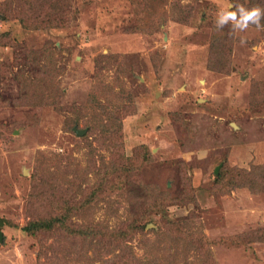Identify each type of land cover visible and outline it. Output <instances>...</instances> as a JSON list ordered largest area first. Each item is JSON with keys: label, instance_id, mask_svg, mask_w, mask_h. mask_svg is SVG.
<instances>
[{"label": "rangeland", "instance_id": "rangeland-1", "mask_svg": "<svg viewBox=\"0 0 264 264\" xmlns=\"http://www.w3.org/2000/svg\"><path fill=\"white\" fill-rule=\"evenodd\" d=\"M43 5L0 0L12 41L0 44V264H264V171L255 190L216 176L264 165V17L243 31L216 24L229 5L264 0H60L65 22L24 28L22 17L52 19ZM88 110L120 126L112 150L100 126L79 138ZM109 161L135 169L73 214L74 231H26L55 197L83 198ZM177 219L209 252L168 232ZM134 223L144 229L126 243L77 231Z\"/></svg>", "mask_w": 264, "mask_h": 264}, {"label": "trees", "instance_id": "trees-1", "mask_svg": "<svg viewBox=\"0 0 264 264\" xmlns=\"http://www.w3.org/2000/svg\"><path fill=\"white\" fill-rule=\"evenodd\" d=\"M44 3L43 7L45 10H47L49 13L50 10H54L52 13V19L50 21L44 20L37 22L36 24H30L26 21L24 17L21 18V23L24 28L29 29H44L48 27H57L61 23L65 22L63 21V15H65V11L62 10V7L60 6V0H42ZM56 13L59 15V17H53V14ZM48 16V15H47ZM0 44L2 45H8L10 46L12 44L11 41V34L9 31H4L0 33ZM49 55V54H48ZM25 84V81H24ZM35 90V89H34ZM37 90V89H36ZM61 94V91H60ZM60 97L59 94H57V97ZM56 97V95H55ZM52 97V98H55ZM95 100V98H93ZM89 111V110H88ZM93 111L79 113L78 117L75 119L74 123L79 122L80 118H89L88 121V131L86 134L80 136V139H87L89 134L96 133L98 131V128L100 126L101 131H99V135H102V144L103 147H107L109 150H112L114 147L117 146L116 139L114 136L115 130L119 129H112V127L116 126H108L104 123H98V115L96 113H92ZM133 113V111L127 110L126 114ZM90 116V117H89ZM108 119V118H107ZM146 155H149V153L145 152ZM122 156L119 157V160L126 157L125 154H121ZM129 158V157H128ZM142 160H146V158H141ZM140 159V160H141ZM115 161V160H114ZM129 161V160H128ZM103 162V159H102ZM116 162V161H115ZM113 161H109L108 165L106 166H100L95 167V169H92V171L96 172V175L100 176L99 180L97 181V185L91 189L89 187H85L84 191L82 193L83 198L76 199L75 197H55L52 204V217L51 218H39L33 221H30L28 225L26 226V231L31 233V235H34L35 237L38 236V233L45 229H52L55 228V225L58 228H64L68 229L70 231H74L75 229L70 227L71 224V217L73 214L86 207L88 204L94 203V201L98 200L101 196L105 194L107 191L105 188H107L108 185H111L113 177L116 179L119 177L120 173L128 172L129 170L135 169L134 165L127 164L126 166L122 165L120 162L115 163ZM91 165V164H90ZM94 166V165H92ZM93 168V167H92ZM251 169L247 168H237V167H230L223 166L219 173L216 175L218 182H223L225 184H233L237 183L238 186H244L249 185L251 188L255 190L257 186L260 185L259 181L256 179V174L258 172L264 171V165H254L250 167ZM256 168V171L254 172L253 169ZM76 172V171H75ZM251 173H254L252 176L253 182H249V178L251 176ZM250 174V175H249ZM76 177V176H75ZM74 177V178H75ZM263 184V183H262ZM100 190V193L98 194V191ZM148 222V221H147ZM175 223L174 226H170L168 232H173L176 237H188L189 239V246L195 247L196 250H202L209 252V246L211 244L210 240L202 234H200L198 237L194 238L192 235V232L190 229L186 226V223L181 220H173ZM83 230L81 231L82 226H80L77 231L79 234L81 232L85 233V238L89 240H93L96 238L102 239L100 242L104 241H110L114 243H120V242H127L131 237L132 233L134 232H140L144 229V225L137 224L135 225H129L126 229H119V230H110L104 227H101L100 229L96 228L95 226H84ZM155 233L158 234L159 231L155 230ZM241 238V237H240Z\"/></svg>", "mask_w": 264, "mask_h": 264}, {"label": "clouds", "instance_id": "clouds-1", "mask_svg": "<svg viewBox=\"0 0 264 264\" xmlns=\"http://www.w3.org/2000/svg\"><path fill=\"white\" fill-rule=\"evenodd\" d=\"M233 6L229 5L228 9ZM223 9L217 15L216 24L218 27L232 23L233 29L241 31L247 29L250 24L256 25L257 28L262 27L260 24L261 18L264 17V9L259 6H254L251 9H246L243 5H236L235 10Z\"/></svg>", "mask_w": 264, "mask_h": 264}, {"label": "water", "instance_id": "water-1", "mask_svg": "<svg viewBox=\"0 0 264 264\" xmlns=\"http://www.w3.org/2000/svg\"><path fill=\"white\" fill-rule=\"evenodd\" d=\"M75 131H76V133H78L79 135H83V134L85 133V130L78 129L77 127H75Z\"/></svg>", "mask_w": 264, "mask_h": 264}]
</instances>
